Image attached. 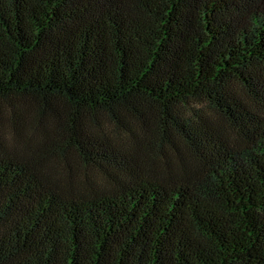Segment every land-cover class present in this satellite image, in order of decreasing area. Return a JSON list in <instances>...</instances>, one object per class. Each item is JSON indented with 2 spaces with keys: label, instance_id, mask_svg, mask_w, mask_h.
<instances>
[{
  "label": "trees",
  "instance_id": "obj_1",
  "mask_svg": "<svg viewBox=\"0 0 264 264\" xmlns=\"http://www.w3.org/2000/svg\"><path fill=\"white\" fill-rule=\"evenodd\" d=\"M0 264H264V0H0Z\"/></svg>",
  "mask_w": 264,
  "mask_h": 264
},
{
  "label": "rangeland",
  "instance_id": "obj_2",
  "mask_svg": "<svg viewBox=\"0 0 264 264\" xmlns=\"http://www.w3.org/2000/svg\"><path fill=\"white\" fill-rule=\"evenodd\" d=\"M178 147H179V150L182 153V156L185 157L188 161L192 162L193 160H192L191 153H189V151L183 145H181V144H178ZM168 160L169 161H174V158L172 156H169ZM48 165H49V168L54 169V168H56L58 166V163L56 162V160L50 159L49 162H48ZM76 170H77L76 167H74L73 168V171H76ZM88 174L91 177H95V178L98 177V175L96 174V172L95 171H92V170H89L88 171ZM77 175H78V171H77Z\"/></svg>",
  "mask_w": 264,
  "mask_h": 264
}]
</instances>
